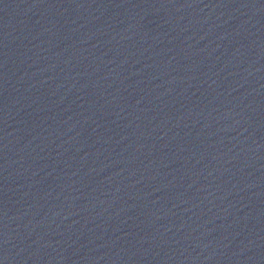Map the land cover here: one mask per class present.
<instances>
[{
    "label": "water",
    "instance_id": "95a60500",
    "mask_svg": "<svg viewBox=\"0 0 264 264\" xmlns=\"http://www.w3.org/2000/svg\"><path fill=\"white\" fill-rule=\"evenodd\" d=\"M0 264H264V0H0Z\"/></svg>",
    "mask_w": 264,
    "mask_h": 264
}]
</instances>
